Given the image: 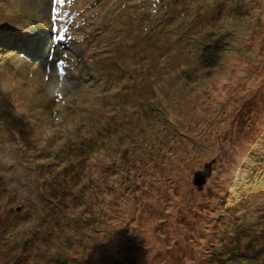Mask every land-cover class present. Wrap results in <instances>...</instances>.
Listing matches in <instances>:
<instances>
[{
  "label": "rangeland",
  "instance_id": "obj_1",
  "mask_svg": "<svg viewBox=\"0 0 264 264\" xmlns=\"http://www.w3.org/2000/svg\"><path fill=\"white\" fill-rule=\"evenodd\" d=\"M0 264H264V0H0Z\"/></svg>",
  "mask_w": 264,
  "mask_h": 264
},
{
  "label": "water",
  "instance_id": "obj_2",
  "mask_svg": "<svg viewBox=\"0 0 264 264\" xmlns=\"http://www.w3.org/2000/svg\"><path fill=\"white\" fill-rule=\"evenodd\" d=\"M210 171V168L205 165L203 170H198L195 172V176H194V182L200 186L206 179V177L208 176Z\"/></svg>",
  "mask_w": 264,
  "mask_h": 264
},
{
  "label": "snow or ice",
  "instance_id": "obj_3",
  "mask_svg": "<svg viewBox=\"0 0 264 264\" xmlns=\"http://www.w3.org/2000/svg\"><path fill=\"white\" fill-rule=\"evenodd\" d=\"M64 2H65V0H55V5H61ZM68 2L71 3V0H68ZM52 11H53L52 19L55 20L57 18L56 15H55V13L58 11V9L55 6H53ZM65 31H67V30L65 29ZM56 39L57 40H60V41H63L65 39V37H64V35L61 34V35L56 36ZM59 63L60 64H63L64 61L61 60ZM57 95H59V93H57Z\"/></svg>",
  "mask_w": 264,
  "mask_h": 264
},
{
  "label": "trees",
  "instance_id": "obj_4",
  "mask_svg": "<svg viewBox=\"0 0 264 264\" xmlns=\"http://www.w3.org/2000/svg\"><path fill=\"white\" fill-rule=\"evenodd\" d=\"M255 254H256V252H255ZM255 254H254V255H255Z\"/></svg>",
  "mask_w": 264,
  "mask_h": 264
}]
</instances>
